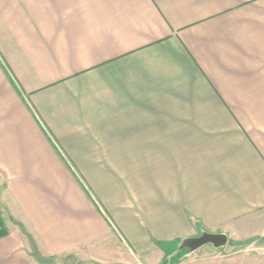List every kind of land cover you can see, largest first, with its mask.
Segmentation results:
<instances>
[{
    "label": "crops",
    "instance_id": "obj_1",
    "mask_svg": "<svg viewBox=\"0 0 264 264\" xmlns=\"http://www.w3.org/2000/svg\"><path fill=\"white\" fill-rule=\"evenodd\" d=\"M1 225L0 264H264L226 256L264 236V0H0Z\"/></svg>",
    "mask_w": 264,
    "mask_h": 264
},
{
    "label": "rangeland",
    "instance_id": "obj_2",
    "mask_svg": "<svg viewBox=\"0 0 264 264\" xmlns=\"http://www.w3.org/2000/svg\"><path fill=\"white\" fill-rule=\"evenodd\" d=\"M1 228L3 229L2 225H1ZM3 231H4V229H3ZM24 236H25V242H26L27 246L29 247V249H31L32 257L34 258V260H32V261L34 264H80L75 257L70 256V255L55 256V257H41L36 253L34 244L31 241V239L28 237V235L24 234ZM188 239H192V238H188ZM188 239H186V240H188ZM253 242H254L253 246H251L249 248H245L244 246H242V248L237 247V248L229 249L226 253V256H232V255H236V254H249V255H255L256 254L258 256H264V236L253 240ZM172 247L174 249L176 248V246H174V245ZM200 248H209L210 250L205 249L208 251L207 255H213L214 249L217 251L223 247L214 248L212 245L208 244V245H205V246L200 247ZM200 248H198V249H200ZM168 249L169 248L167 247L166 250H168ZM172 249H171V251H172ZM198 249L190 252L188 256L193 255ZM182 255H183V253L181 251L180 253H178L176 258L180 259L182 257ZM197 255H204V254L200 253ZM176 258H174L172 260H171V258H169L168 260H164L162 264L176 263L177 261H179V260H176ZM180 261L183 262V261H187V260H180Z\"/></svg>",
    "mask_w": 264,
    "mask_h": 264
},
{
    "label": "water",
    "instance_id": "obj_3",
    "mask_svg": "<svg viewBox=\"0 0 264 264\" xmlns=\"http://www.w3.org/2000/svg\"><path fill=\"white\" fill-rule=\"evenodd\" d=\"M226 240V237L223 235L202 233L198 238L184 240L179 250L185 249L190 253L208 244L212 245L214 248H220L226 244Z\"/></svg>",
    "mask_w": 264,
    "mask_h": 264
},
{
    "label": "trees",
    "instance_id": "obj_4",
    "mask_svg": "<svg viewBox=\"0 0 264 264\" xmlns=\"http://www.w3.org/2000/svg\"><path fill=\"white\" fill-rule=\"evenodd\" d=\"M5 235V232L3 231V229H0V238L3 237Z\"/></svg>",
    "mask_w": 264,
    "mask_h": 264
}]
</instances>
